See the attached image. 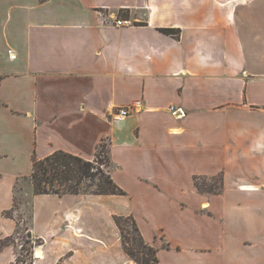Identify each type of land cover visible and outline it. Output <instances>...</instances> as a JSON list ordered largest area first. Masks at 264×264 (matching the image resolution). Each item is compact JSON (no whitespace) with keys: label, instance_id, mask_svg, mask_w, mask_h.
Here are the masks:
<instances>
[{"label":"crops","instance_id":"1","mask_svg":"<svg viewBox=\"0 0 264 264\" xmlns=\"http://www.w3.org/2000/svg\"><path fill=\"white\" fill-rule=\"evenodd\" d=\"M102 143L124 195L34 194V159L92 161ZM5 166L0 264L19 250L17 196L31 264H136L116 217L158 264H264V0H0Z\"/></svg>","mask_w":264,"mask_h":264},{"label":"trees","instance_id":"2","mask_svg":"<svg viewBox=\"0 0 264 264\" xmlns=\"http://www.w3.org/2000/svg\"><path fill=\"white\" fill-rule=\"evenodd\" d=\"M167 35L178 38V29H161ZM110 164L107 145L98 146L96 156L87 161L79 156L58 151L43 159H34L30 181L35 195H124V191L113 181L108 167ZM9 215V213H7ZM123 249L136 264H158L156 250L144 240L136 221L131 217H116ZM27 240L21 245L13 264H31L33 242L40 245V240H32L26 233ZM12 242L0 241V248ZM30 243L26 248L25 244ZM25 251V254L23 252ZM28 261V262H27Z\"/></svg>","mask_w":264,"mask_h":264},{"label":"built area","instance_id":"3","mask_svg":"<svg viewBox=\"0 0 264 264\" xmlns=\"http://www.w3.org/2000/svg\"><path fill=\"white\" fill-rule=\"evenodd\" d=\"M113 24L117 28H124V27H131V26H133L134 23L130 18H116L113 21ZM139 106H140V102L135 101L130 106L118 108V109H116L115 113H113L114 118L124 119V118L128 117L131 114V112L134 111ZM169 110L172 113L177 112V114L180 115V117H183L185 115V113L181 109H175V107H173V106L169 107ZM33 245L35 246L34 242H33Z\"/></svg>","mask_w":264,"mask_h":264},{"label":"rangeland","instance_id":"4","mask_svg":"<svg viewBox=\"0 0 264 264\" xmlns=\"http://www.w3.org/2000/svg\"><path fill=\"white\" fill-rule=\"evenodd\" d=\"M110 168V164H109V167H108V170ZM0 170H3V171H7V172H11L14 170L13 167H9V166H5V167H1ZM28 182L31 184L32 186V183L30 181V178L28 180ZM23 184H25V182H23ZM16 209H18L17 211V220H18V227H19V232H20V240H18V243H19V250L20 251V248H21V245L24 244L25 240H27V236H26V232H25V225L26 223L28 222V214L27 212H25V209L21 206L20 208V205H22L21 201L19 200L18 196L16 197ZM20 209H21V212H20ZM30 245V243H26L25 244V247L28 248ZM23 254H25V251L23 252ZM28 262V261H27ZM27 264V263H25Z\"/></svg>","mask_w":264,"mask_h":264}]
</instances>
